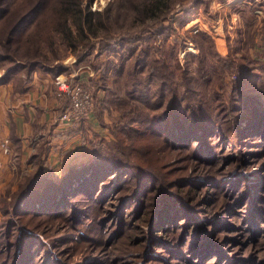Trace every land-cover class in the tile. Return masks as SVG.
Listing matches in <instances>:
<instances>
[{
    "label": "rangeland",
    "instance_id": "obj_1",
    "mask_svg": "<svg viewBox=\"0 0 264 264\" xmlns=\"http://www.w3.org/2000/svg\"><path fill=\"white\" fill-rule=\"evenodd\" d=\"M164 1L167 2L165 9H156V14L141 16L136 7H144L148 0H84L86 5L91 3L92 11L105 13L102 21L105 25L95 30L97 36L86 30L87 38L73 26L76 43H71L64 34L53 30L49 41L42 39L40 43L34 44L33 36L27 42L25 36L34 25L33 22H28L29 18L25 24L30 26L19 34L17 43L11 47L19 43L21 52L25 55L12 60L0 56V82L19 70L23 69V74L36 70L38 73H51L56 89V76L77 75L75 84L87 88L95 101L93 111L88 116L65 123L74 127L75 131L85 125L82 133L85 146L74 141L70 143V149L63 146L58 148L57 161L52 164L48 154L53 132H48L46 151L42 152L41 145L38 146L36 152L40 156L31 165V170L27 166L25 169L28 171L19 174L15 187L11 184L2 192L0 263L10 247L7 246L9 240L6 228L9 220H13L19 225L28 221L31 231L45 243V248L37 254L38 264L44 263L48 256H56L61 260L60 264H264V137L254 133L247 137L242 135V129L237 133L236 130L243 127L245 121L237 122L235 119L249 104L250 109L257 106L252 105L258 101H249V98H264V0ZM35 3L36 0H8V7L16 8L17 15ZM3 16V13L0 14V23ZM18 17L17 19L21 18ZM161 18L163 19L157 23ZM152 23L155 24L150 27ZM8 26L9 21L1 29H7ZM107 36L111 38V45H104L99 39ZM122 42H125L126 47ZM86 43L88 44L85 45ZM108 46L113 47L107 48ZM36 47H40V51L35 53ZM202 58H205L204 63ZM158 60L166 62L170 67L168 71L174 72L175 84H181L178 80L180 67L189 76L196 78L197 83L205 84L193 96L194 99L196 97V104H199L198 111L205 110L207 114H211L215 123L223 124L224 130L233 138L231 144L226 143L222 148L219 144L213 145L215 153L219 152L221 156L218 159L217 154L214 159L218 160L213 165L210 163L215 160L196 166L200 157L192 158L194 149L184 148L180 153L177 151L176 155L170 153L177 170L175 176H197L196 179L203 180L207 175L217 180L216 184L207 183L206 187L192 191L195 195L194 213L197 216L193 219L194 222L188 226L189 221H186L183 224L185 231L183 228L171 227V231L161 232L160 227L165 225H151L150 217L139 221V225L133 228L132 224L138 219L129 216L126 217V222L132 224L126 227L125 236L119 238V233L115 230L118 217L113 219L119 213H112L116 207L119 208L118 201L113 193L107 191L110 195H106L102 201L104 207L99 208L96 186L80 193L84 196L89 190L92 192L90 197H78L79 200L76 198L79 194L69 195L64 197L63 204L58 207V212H62L68 210V206L74 209L83 208L85 204L90 206L82 213L78 223H74L73 217L65 221L59 220L56 210L53 215L48 213L52 211L51 207L47 211L25 209L22 211L25 217L17 219L13 209L14 193L26 174L43 166L46 175L58 180L69 166L93 160L96 155L94 144L97 143L100 151L106 154L116 148L115 143L120 138L127 137L126 132L122 131L124 123L120 121L117 105L130 102L154 116L155 120L156 114L169 106L173 93L165 88L163 94L158 92V79L146 84L148 86L139 84L149 72L156 73L152 68L153 63ZM30 61H33L30 63L32 66L23 65ZM248 74H254L255 78L246 80L242 85L244 87L240 89L241 78H246ZM26 80L25 76L20 83H25ZM180 88L178 96L183 98L184 89L182 86ZM55 96L57 98L56 91ZM204 101L207 105H204ZM58 104L55 121L63 123L59 116L69 105V101L58 99ZM132 126L141 127L138 123ZM116 130L118 135L114 133ZM149 137L150 133L144 135V139ZM217 140L214 137L210 143ZM41 141L40 144H43ZM124 142L129 144L127 139ZM71 145L76 146L74 150ZM80 152L81 160L75 161V156L80 158ZM130 157L136 159L134 154ZM65 159L67 163H63ZM184 189L186 187L181 191ZM3 198L12 205L7 215L1 209ZM257 203H260L259 206H255ZM151 228L154 233L165 235L172 242V250L168 248L167 251L162 246L154 247L155 241L151 242V251L156 250L158 253L155 260L144 258L148 251L147 235ZM186 234L195 237H189L185 245L179 246V240ZM103 235L106 242H97L95 237ZM194 239L196 244H193ZM177 247L180 250H175Z\"/></svg>",
    "mask_w": 264,
    "mask_h": 264
},
{
    "label": "trees",
    "instance_id": "obj_2",
    "mask_svg": "<svg viewBox=\"0 0 264 264\" xmlns=\"http://www.w3.org/2000/svg\"><path fill=\"white\" fill-rule=\"evenodd\" d=\"M150 1L148 0L144 7L140 5L136 7L137 4L135 5L139 15L156 14V9L167 7V2L165 3L164 0ZM90 4H84V0H36V3L31 7L29 6V9L27 7L25 12L15 15L16 8H9L8 0H0V14L3 13L4 15L1 17L2 22L0 23V34H2L0 35V47H2L0 56L12 60V58L16 59V57L25 55L21 52L19 43L15 47H11L17 43L19 34L30 26L25 24L29 18L30 21L28 22H33L34 25L30 33L25 36V39L28 42L34 36V44L40 43L42 39L49 41L52 38V30L64 34V37L71 43H76L73 26L84 33V38L88 37L86 30L96 35L95 30L105 25L102 22L105 13L98 10L92 11ZM18 16H21V18L17 19ZM98 19L101 22H98ZM162 19L156 22L159 23ZM8 21V28L1 29V26L6 25ZM155 23H152L150 27L154 26ZM99 39L104 45H111L109 36L99 37ZM82 40L85 41V39ZM122 45L126 47L125 42ZM110 47L113 46L107 48ZM38 50L40 51V47L35 48V53ZM204 59L202 58L203 63ZM31 62L33 61L26 62L23 65H29ZM158 62L153 63L152 68V70H156V73L155 71L149 72L139 84L149 85L152 81H155L154 79H158L160 81L158 92L163 94L165 88L170 89L173 93L169 106L156 114L157 119L155 120L154 116L145 113L139 106L130 102L126 101L124 104L117 105L120 121L124 123L122 131L126 132L127 137L125 139L129 141V144L124 142L125 139L119 137L120 139L115 143L116 148L111 149L106 154L100 151L97 143L94 144L96 155L93 160L69 166L68 170L58 180H53L46 175L43 166H39L26 174L14 193L13 209L17 219L21 220L25 217L22 213L25 209L47 211L51 207L52 211L48 213L53 215L56 210L59 213L57 215V217H60L59 220L65 221L73 217L74 223H78L81 221L82 213L86 212V209L90 206L85 204L83 208L79 209L69 208L68 206V210L62 212H58L60 209L58 207L63 204L64 197L66 198L69 195L77 196L79 194L76 198L81 197V199L90 197L92 192L89 190L84 196H81L80 193L86 188L96 186V191H98L96 198L99 197L100 203L99 208L104 207L102 201L107 197L106 195H110L107 191L113 193L118 201L119 208L116 207L112 213H119L113 216V219L118 217L115 230L119 233V238L125 236L126 227L132 224L126 222V217L129 216L138 219L132 224L133 228L139 225V221L150 217L151 225H165L160 227L161 232L171 231V227L183 228L185 231L183 224L189 221V226L191 222H194L193 219L197 216L194 213L196 208L193 197L195 195L192 191L202 189L203 186L206 187L207 183L216 184L217 180L207 175L204 176L203 180L196 179L197 176H175L174 173H177V170H175L172 162L174 157L170 153L175 154L177 151L180 153L185 150L184 148L194 149L192 150L194 152L192 158L198 159L200 157L196 165L200 167L203 163L215 160L217 154L218 159L221 158L219 152L215 153L213 150V145L219 144L222 148L226 143L227 145L231 144L233 138L228 135L229 132L226 129L224 130L223 124L217 125L215 123L211 114H207L205 110L198 111L200 107L198 108L199 104H196V97L194 99L193 96H196L198 88L202 89L205 84L202 82L197 83L196 78L189 76L185 69L181 67V73L178 76L181 84H175L174 72L168 71L170 67L165 64L166 62L162 60H158ZM254 78V74H248L246 78L242 77L240 80L242 84H239L240 89L244 87L242 85L246 80ZM181 86L184 89L183 98L178 96ZM260 98L259 96L249 98V101H258V103L252 105L257 106L250 109L251 105L249 104L246 109L241 110L235 116L237 122L240 120L245 121L243 127H238L237 133L242 129V135L245 134L247 137L251 133L264 137V98L259 100ZM184 102L186 103L184 104ZM204 105H207L206 101H204ZM134 123H138L141 127L132 126ZM244 130L246 133H244ZM114 133L118 135L117 130ZM146 133H150L151 137L144 139ZM214 137L218 140L215 143H210V140ZM133 154L136 157L135 160L130 157ZM218 159L211 162L210 165H213ZM185 187L186 189L181 191ZM78 199L80 200V198ZM259 204L257 203L255 206H259ZM128 205H130V208ZM11 206L10 201L5 200V198L2 199L1 209L5 215L9 213ZM56 206L57 208H55ZM128 208L129 210H126ZM12 221L9 220L6 228L9 240L7 246L10 245V247L5 259L3 262L1 260L0 264H38L36 261L37 254L42 248H45V243L39 235L31 231L32 227L28 226V221L21 225ZM15 228H18V230H14ZM183 230L182 232H184ZM156 234L151 228L147 235L149 245L144 256L145 259L149 260L150 257V260H155L157 258L158 253L156 250L151 251L152 241H155L154 247L162 246L165 248L164 251H167L168 248L172 250L170 247L172 242L168 241L165 235ZM189 237H195V235L186 234L179 240L178 245H185ZM95 238L100 243L107 240H105V235ZM195 241L194 239L193 244L197 243ZM46 250L48 249L46 248ZM175 250H180V247L175 248ZM60 261L56 256L50 258L48 256L42 264H60Z\"/></svg>",
    "mask_w": 264,
    "mask_h": 264
},
{
    "label": "crops",
    "instance_id": "obj_3",
    "mask_svg": "<svg viewBox=\"0 0 264 264\" xmlns=\"http://www.w3.org/2000/svg\"><path fill=\"white\" fill-rule=\"evenodd\" d=\"M22 70L0 82V196L7 186L13 184L15 187L19 174L28 171L27 166L31 170L40 156L36 152L38 146L41 145L42 152L46 151L48 132H53L48 154L52 164L57 161L58 148L70 149L74 141L86 145L82 141L85 125L75 131L74 127L55 121L59 104L51 73L33 70L23 74ZM25 76L27 82L20 83ZM75 147L71 145V149ZM79 154L80 158L75 156V161L81 160V152Z\"/></svg>",
    "mask_w": 264,
    "mask_h": 264
},
{
    "label": "built area",
    "instance_id": "obj_4",
    "mask_svg": "<svg viewBox=\"0 0 264 264\" xmlns=\"http://www.w3.org/2000/svg\"><path fill=\"white\" fill-rule=\"evenodd\" d=\"M75 76L60 74L55 77L57 98L69 101V105L59 116L60 121H63L62 124H69L83 116H88L87 114H90L94 108L93 94L84 86L75 84Z\"/></svg>",
    "mask_w": 264,
    "mask_h": 264
},
{
    "label": "bare ground",
    "instance_id": "obj_5",
    "mask_svg": "<svg viewBox=\"0 0 264 264\" xmlns=\"http://www.w3.org/2000/svg\"><path fill=\"white\" fill-rule=\"evenodd\" d=\"M193 50V49H192Z\"/></svg>",
    "mask_w": 264,
    "mask_h": 264
}]
</instances>
